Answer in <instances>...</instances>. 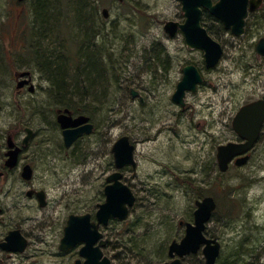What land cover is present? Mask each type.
Listing matches in <instances>:
<instances>
[{
  "label": "rangeland",
  "instance_id": "374dc122",
  "mask_svg": "<svg viewBox=\"0 0 264 264\" xmlns=\"http://www.w3.org/2000/svg\"><path fill=\"white\" fill-rule=\"evenodd\" d=\"M32 1L0 0V171L7 131L19 140L24 127L33 131L22 155L33 168L31 180L15 172L0 176V241L17 228L27 244L22 252L0 248V264H73L79 258V245L59 250L63 227L69 214L95 219L106 177L116 170L111 147L122 135L135 146V169H120L135 200L125 220L100 228L112 264L169 260V243L184 234L179 221L191 222L195 200L206 195L217 203L205 234L219 241L218 257L233 260L238 253L243 264H264V122L245 164L232 161L220 172L216 162L219 144L239 140L231 126L239 107L264 98V56L254 49L264 37V0L247 15L241 36L206 19L223 50L212 68L205 67L203 51L186 46L180 31L170 37L163 29L168 20H184L179 0H49L44 26ZM80 19L89 20L97 34L99 65L90 78L85 70L67 71L65 80L73 81L68 91L93 131L65 148L56 123L60 98L51 96L43 57L37 62L31 49H59L65 28L82 41ZM186 64L198 69L202 81L186 91L182 107L171 94ZM25 70L32 75V92L16 88L14 74ZM88 80L95 85L86 96ZM29 189L44 191L43 206L27 196ZM182 264H204L201 250Z\"/></svg>",
  "mask_w": 264,
  "mask_h": 264
},
{
  "label": "water",
  "instance_id": "95a60500",
  "mask_svg": "<svg viewBox=\"0 0 264 264\" xmlns=\"http://www.w3.org/2000/svg\"><path fill=\"white\" fill-rule=\"evenodd\" d=\"M21 1V0H17ZM122 2L123 0H117ZM181 10L184 15L183 22L168 20L163 29L173 37L178 30L183 34L184 43L190 49H199L203 51L204 65L206 68L214 67L222 55V47L218 41L209 35L207 30L201 25L202 8L217 18L223 24V27L235 36H241L244 33L245 18L248 11H253L261 4L262 0H179ZM103 17L108 16L107 8H102ZM257 54L264 56V37L257 40L255 44ZM182 77L176 83L174 92L171 94V100L184 106V95L186 91L194 92L197 84L202 81L198 69L193 64H186L182 67ZM22 77L16 82V88H21L28 83L30 72L21 71L18 74ZM27 76V77H26ZM29 76V77H28ZM34 89L33 84L29 85V92ZM57 122L62 128L63 144L65 147L71 146L74 141L82 135L92 133L93 124L85 114L73 116L69 109L58 110ZM264 122V98H258L247 102L239 107L232 118L231 126L237 134L238 141H228L219 144L216 147V162L220 172L227 171L229 164L233 161L239 166L245 164L249 158L247 152L257 141L261 127ZM27 136L23 143L29 138L31 130L25 129ZM7 159L5 164L9 167L17 163L19 148H12L13 143L10 138L7 139ZM135 146L127 135L118 137L112 144L111 151L116 170L106 177V185L103 188L104 201L98 204L95 212V219H91L90 213L69 214L66 224L63 227V235L60 239L58 248L61 251L72 249L81 244L78 254L82 258L74 260L73 264H111V259L104 255L102 247L106 240L103 233L99 230L101 225H107L109 220H125L129 214V208L134 204L135 196L130 187L122 181L120 169L130 165L135 169L134 160ZM33 170L29 164L22 168L21 176L24 180H30ZM31 191H27L30 195ZM40 206L45 204L44 192H36ZM195 209L193 211V220L191 222L179 221L184 225V234L179 240H172L167 249L169 260L162 264H181V258L198 253L201 250L204 264H215L220 254V243L216 238L208 237L205 234L206 224L211 220L217 207L216 200L206 195L195 200ZM27 244L26 239L19 230H11L5 236L0 247L11 252H22Z\"/></svg>",
  "mask_w": 264,
  "mask_h": 264
},
{
  "label": "trees",
  "instance_id": "16d2710c",
  "mask_svg": "<svg viewBox=\"0 0 264 264\" xmlns=\"http://www.w3.org/2000/svg\"><path fill=\"white\" fill-rule=\"evenodd\" d=\"M123 0L122 2H124ZM33 7L35 10V14L37 16V21L40 26H44L48 23V11H49V0H33ZM80 12V13H79ZM78 15L81 14V10H79ZM89 12H93V10H89ZM253 14V13H251ZM48 18V19H47ZM88 18V17H86ZM82 22V25L84 27V35L85 38L75 41L74 38H72V34L69 32L65 33L67 30L66 28L62 30V38L60 40V48H54V51H52L50 54L45 53L44 50L41 49H31L32 56L35 57L36 61L38 62L41 60L40 58L43 57V60L40 61L42 64L41 71L45 75V79L49 81L50 86V94L51 96L60 98L59 103L62 105V108H68L70 111L76 112V113H82L84 112V108L81 107L78 109L77 104H74L73 98L71 96V93L68 91V86L72 85L73 81H67L65 80L67 75V71L75 72L79 71L80 74L82 70H85V76L87 78H90V76L93 74V71L97 72V67L99 65L96 56L95 51H93L94 39L97 37V34L94 30H92V26L89 25V20H83L80 19ZM210 30V27H207ZM52 54V55H51ZM49 55V56H48ZM52 56V59L50 58ZM49 59V62L47 60ZM96 67V68H95ZM95 68V69H94ZM86 69H90L88 72H86ZM94 69V70H93ZM95 83L92 80H88V83L86 85L85 89V95L88 96L90 94V89L93 88ZM73 87H76V83L73 84ZM81 87V82H80ZM83 87V86H82ZM85 88V86H84ZM82 99V98H81ZM82 102V101H81ZM81 102L79 104H81ZM235 255V254H234ZM240 256L242 254H239ZM238 253H236L233 260H230L229 258H223L220 259L218 257L215 264H243V259L239 257ZM196 254H190L188 256H185L182 258V262L187 257H195ZM202 258H200L201 261ZM241 260V261H240ZM181 262V264H182ZM137 264V263H132Z\"/></svg>",
  "mask_w": 264,
  "mask_h": 264
},
{
  "label": "flooded vegetation",
  "instance_id": "af4514ba",
  "mask_svg": "<svg viewBox=\"0 0 264 264\" xmlns=\"http://www.w3.org/2000/svg\"><path fill=\"white\" fill-rule=\"evenodd\" d=\"M216 0H213V2H215ZM262 3V2H261ZM261 5V4H260ZM259 5V6H260ZM257 8H259V7H257ZM257 8L255 9V10H253V11H248V14H250V13H253V12H255L256 10H257ZM247 14V15H248ZM184 16V15H183ZM247 17V16H246ZM212 20V21H217L218 23H220L221 24V28H223L224 30H226V31H229L230 32V30H227V29H225L224 27H223V24L221 23V21H219L217 18H215L213 15H211L209 12H208V10L207 9H205V8H202V12H201V19H200V22H201V25L207 30V32H208V28L206 27V26H208L207 24H206V21L207 20ZM182 22H183V20H182ZM245 22H246V18H245ZM206 25V26H205ZM178 31H180V30H178ZM177 31V32H178ZM244 31H245V24H244ZM181 32V31H180ZM209 33V32H208ZM231 33V32H230ZM232 34V33H231ZM183 35V34H182ZM210 35V34H209ZM212 37V36H211ZM213 38V37H212ZM256 44V43H255ZM182 71V70H181ZM21 72V71H20ZM18 74H19V72H15V74H14V76H15V79H16V82L17 81H19L20 79H22V77H19L18 76ZM27 77V76H26ZM29 77V76H28ZM30 78H31V80L28 82V83H25L21 88H19V89H17V91H23V90H25V89H27L28 91H29V85L32 83V75H31V72H30ZM64 108H62V109H59V110H63ZM68 109V108H67ZM70 111V110H69ZM71 113H72V115L73 116H76V115H78V114H80V113H76V112H73V111H70ZM57 113H58V111H57ZM57 113H56V118H57ZM89 121H90V118H89ZM56 123L59 125V123L57 122V119H56ZM59 127H60V125H59ZM26 128H28V127H24L23 128V131H22V133H24V135H23V137H22V139L21 140H19V138H18V135H17V133H15V132H13V131H7V133H6V140H5V151L2 153V156H3V170H1L0 171V176H3L5 173L6 174H12V173H16V174H18L19 176H20V178H22V176H21V172H22V168H23V166L25 165V164H29V163H27L26 161H22L23 160V158H22V155L24 154V152L26 151V148L28 147V144H29V140H30V138L32 137V135H33V131L31 130V134H30V136H29V138L26 140V142H24L23 143V140H24V138L27 136V132H26ZM60 130H61V135H62V128L60 127ZM82 136H84V135H82ZM81 136V137H82ZM80 137V138H81ZM8 138H10V140L12 141V143H13V146H12V148H15V147H18L19 148V151H18V155H17V163L14 165V166H12V167H9V166H7L6 164H5V160L7 159V151L9 150V148H8V146H7V139ZM62 140H63V137H62ZM78 140V139H77ZM76 140V141H77ZM76 141H74V143L76 142ZM73 143V144H74ZM72 144V145H73ZM64 145V144H63ZM71 145V146H72ZM71 146H69V147H71ZM65 147V146H64ZM69 147H65V148H69ZM30 165V164H29ZM31 166V165H30ZM31 168H32V166H31ZM32 170H33V168H32ZM32 175H33V173H32ZM32 178V177H31ZM23 179V178H22ZM24 180V179H23ZM31 180V179H30ZM27 181V180H26ZM29 181V180H28ZM107 183V182H106ZM106 185V184H105ZM104 185V186H105ZM104 188V187H103ZM27 191H31V194L30 195H27V196H29V197H31L32 195H34L35 197H36V199H37V196H36V192H38V191H34L33 189H29V190H27ZM27 191H26V194H27ZM39 191H42V190H39ZM44 192V191H43ZM44 198H45V193H44ZM37 201H38V199H37ZM39 204V203H38ZM91 219H92V217H91ZM109 223V222H108ZM101 226H106V225H101ZM101 226L99 227V230L101 231ZM11 230H19V229H17V228H13V229H10V230H8L7 232H6V234L4 235V237H3V239L0 241V242H3L4 241V239H5V236L8 234V232L9 231H11ZM20 231V230H19ZM102 232V231H101ZM21 233V232H20ZM103 237H104V235H103ZM106 240V239H105ZM106 242H107V240H106ZM79 245V247H80V245L81 244H78ZM105 245H106V243H105ZM104 245V246H105ZM77 246V245H76ZM75 246V247H76ZM103 246V247H104ZM103 247H102V250H103ZM1 248V247H0ZM74 248V247H73ZM2 249V248H1ZM3 251H6V252H10V253H15V252H11V251H7V250H4V249H2ZM70 250V249H69ZM79 255V254H78ZM79 258H81L80 256H79ZM77 259V258H76ZM170 259V258H169ZM81 260H82V258H81ZM181 261H182V259H181ZM74 263V262H73Z\"/></svg>",
  "mask_w": 264,
  "mask_h": 264
}]
</instances>
